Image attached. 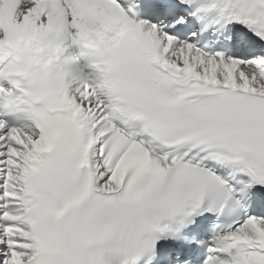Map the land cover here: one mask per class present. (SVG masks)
Instances as JSON below:
<instances>
[{
    "label": "snow or ice",
    "instance_id": "obj_1",
    "mask_svg": "<svg viewBox=\"0 0 264 264\" xmlns=\"http://www.w3.org/2000/svg\"><path fill=\"white\" fill-rule=\"evenodd\" d=\"M0 264H264V0H0Z\"/></svg>",
    "mask_w": 264,
    "mask_h": 264
}]
</instances>
